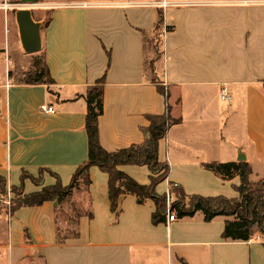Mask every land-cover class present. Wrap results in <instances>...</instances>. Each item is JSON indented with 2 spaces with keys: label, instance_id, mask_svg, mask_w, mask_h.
I'll return each mask as SVG.
<instances>
[{
  "label": "crops",
  "instance_id": "1",
  "mask_svg": "<svg viewBox=\"0 0 264 264\" xmlns=\"http://www.w3.org/2000/svg\"><path fill=\"white\" fill-rule=\"evenodd\" d=\"M158 1L40 0L39 13L51 21L41 28L35 56L44 55L50 84L16 80L15 71L27 75L35 56L20 48L15 12L0 8V176L8 190L0 193V264H264L260 233L223 238L234 216L206 221L197 211L153 223L154 200L139 204L133 194H122L113 211L108 174L97 166L90 169L91 183L80 180L61 203L10 211V187L20 185L24 171L37 177L48 168L68 185L87 159L86 93L104 74L99 131L106 150L141 143L147 115L166 111L154 76L168 89L172 116L182 118L159 142V160L170 166L159 194L176 184L188 195L236 198L240 176L223 179L204 164L241 155L252 167L250 180L264 178V0H166V7ZM159 12L167 32L157 41ZM224 86L230 101L221 98ZM43 104L54 111L41 110ZM119 168L150 183L147 165ZM56 180L45 171L41 185L26 179L24 192ZM65 203L81 212L77 224L72 215L65 219V232L72 224L78 235L59 241Z\"/></svg>",
  "mask_w": 264,
  "mask_h": 264
},
{
  "label": "trees",
  "instance_id": "2",
  "mask_svg": "<svg viewBox=\"0 0 264 264\" xmlns=\"http://www.w3.org/2000/svg\"><path fill=\"white\" fill-rule=\"evenodd\" d=\"M50 21L51 16L47 18L42 27H48ZM162 22L163 13L159 12L155 24V39L157 41L163 38L161 36ZM108 55L111 58L109 52ZM9 74L12 75V72L10 71ZM26 77V83L50 84L54 81L43 54L35 56L32 68L27 72ZM153 82L156 83L158 91L166 98V111L163 114L147 115L150 123L142 128L144 140L141 143H134L115 151L106 150L100 141L99 117L104 112L106 74L89 86L86 93L87 111L85 117V129L88 136L87 159L77 167L68 185H63L59 175L48 168H41L37 177L24 171L21 175V185L10 187V191L15 194L11 200V213L23 206L41 205L47 200H53L57 204L61 203L70 197L73 189L78 187L80 180H83L86 185L91 183L90 169L97 166L108 174L109 198L113 211L117 209L122 194H133L139 204L145 203L149 198L154 200L156 208L152 214L153 223L165 221L168 195L159 194L156 187L167 178L170 166L159 160V142L165 137L169 128L182 122V118H175L171 114L168 89L156 76L153 77ZM130 164L147 165L151 172L150 183L141 184L119 168L121 165ZM204 166L223 179H231L235 175H239L241 182L235 186L239 196L228 198L223 195H188L182 186L171 184L170 193L174 195V200L170 203L171 209H175L180 218L193 216L197 211H202L206 221H210L218 215L234 216L233 219H227L225 222L222 234L224 239L248 240L258 231L261 233L264 243V178L252 182L250 180L252 167L246 160L210 162L205 163ZM45 171L53 174L57 178L56 182L43 186L39 191L26 194L24 192L25 179L31 178L33 182L41 185ZM7 191L6 180L0 176V193L4 195ZM80 215L81 212L76 210L71 222L77 224ZM69 235L77 236L78 231L72 230L70 234L63 235L59 230L58 239L63 241ZM183 263L187 264L185 261Z\"/></svg>",
  "mask_w": 264,
  "mask_h": 264
},
{
  "label": "water",
  "instance_id": "3",
  "mask_svg": "<svg viewBox=\"0 0 264 264\" xmlns=\"http://www.w3.org/2000/svg\"><path fill=\"white\" fill-rule=\"evenodd\" d=\"M27 4H37L40 0H21ZM22 47L27 53H36L42 49V23L33 17L31 7L19 8L15 11ZM246 156H239L245 160Z\"/></svg>",
  "mask_w": 264,
  "mask_h": 264
},
{
  "label": "built area",
  "instance_id": "4",
  "mask_svg": "<svg viewBox=\"0 0 264 264\" xmlns=\"http://www.w3.org/2000/svg\"><path fill=\"white\" fill-rule=\"evenodd\" d=\"M36 5L38 4H27V3H23L21 0H1L0 1V8H3L5 10H14V9L17 10L19 8H24V7L33 8ZM157 5L161 7H166L170 5V3L166 0H163V1H158ZM166 32H167V28L163 27L161 36L163 37ZM221 98L222 100H225V101L231 100V94L225 86L222 87L221 89ZM41 110L45 112L54 111L53 106L46 105V104H43L41 106ZM167 195H168V204H167L166 216H167V221L170 222V221L176 220L178 218V215H177L176 210L171 209L170 207V198H172L173 194L169 192Z\"/></svg>",
  "mask_w": 264,
  "mask_h": 264
},
{
  "label": "rangeland",
  "instance_id": "5",
  "mask_svg": "<svg viewBox=\"0 0 264 264\" xmlns=\"http://www.w3.org/2000/svg\"><path fill=\"white\" fill-rule=\"evenodd\" d=\"M40 7L38 6V5H36V6H34L33 8H32V12H33V17H34V19H38V18H41L42 20V23L44 24V22L47 20V18L49 17V15H47V13L46 12H44V13H42V15L39 13V12H41V10L39 9ZM14 12L16 11V9H14L13 10ZM16 35H18V34H16ZM20 48H21V50L23 49V47H22V44L20 45ZM24 50V49H23ZM35 54L36 53H33V54H30V53H27L25 56H27L29 59L31 58V57H34L35 56ZM25 71H27V70H25ZM24 69H22V68H19L18 69V71H15V75H16V80H24V79H26L27 77H26V75H24ZM26 179H30L31 181H33L31 178H26ZM25 179V180H26ZM161 183V182H160ZM20 185H21V183H20ZM19 185V186H20ZM24 186H25V181H24ZM60 210H61V213H60V217H59V219H60V224H61V227L63 228V232H61L63 235H65V234H70L71 232L70 231H72V230H74V225H70L71 226V229H69V232H65V230L68 228V223L67 222H65V219L66 218H68L69 216H71V218L73 217V216H75V212L72 210V207H71V204H69V203H65L63 206H61V208H60ZM256 233H260V232H256ZM261 234V233H260Z\"/></svg>",
  "mask_w": 264,
  "mask_h": 264
}]
</instances>
